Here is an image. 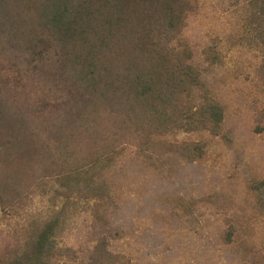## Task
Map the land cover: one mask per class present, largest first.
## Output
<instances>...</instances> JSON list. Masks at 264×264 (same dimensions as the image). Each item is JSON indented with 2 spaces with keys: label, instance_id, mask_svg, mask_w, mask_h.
I'll return each instance as SVG.
<instances>
[{
  "label": "rangeland",
  "instance_id": "1",
  "mask_svg": "<svg viewBox=\"0 0 264 264\" xmlns=\"http://www.w3.org/2000/svg\"><path fill=\"white\" fill-rule=\"evenodd\" d=\"M73 1H55L51 14L39 0L0 9V47L18 35L17 10L48 43L56 74L67 70L48 96L81 114L73 129L43 136L41 160L11 167L20 181L12 174L0 207V257L56 221L52 264H264V36L250 33L248 0H177L171 32L162 25L172 0L137 5L143 21L124 31L120 17L100 16L108 0ZM98 37L117 43L96 51L86 41ZM86 52L97 73L83 105L72 103L81 90L65 88ZM173 64L190 74L183 96L133 86L149 70L168 93ZM218 102L220 123L197 124Z\"/></svg>",
  "mask_w": 264,
  "mask_h": 264
},
{
  "label": "trees",
  "instance_id": "2",
  "mask_svg": "<svg viewBox=\"0 0 264 264\" xmlns=\"http://www.w3.org/2000/svg\"><path fill=\"white\" fill-rule=\"evenodd\" d=\"M55 1L57 0H39L40 13L49 12L51 14L52 10H56L58 7ZM60 1L66 4L74 2L73 0ZM81 1L79 0L80 5ZM111 1L113 0L103 3L102 10L99 9L100 16L102 17L105 14L106 17L103 19H109V21L120 17L123 31L143 21L140 14L144 17L145 11L139 9L141 5L143 7H153L154 2H158V0H152L151 3L146 0H115V3ZM16 3L17 0H0V9L3 7L8 8V6L16 7ZM176 3H178L177 0H172V3L167 6V14L164 16V19L167 20V25H162L167 32L174 30L176 26L170 25L180 19L178 11L173 13L175 6H177ZM109 5L111 15L108 18L107 9ZM27 7L32 10L28 5ZM245 10V20L250 23L252 36L263 37L264 0H248ZM17 13L19 12L16 10L14 16H17L14 19L16 25L13 28L18 35H14L15 33L12 32L9 35L14 36L15 39H8L6 46L0 47V170L4 168L6 173V175L0 176V207L4 205L9 189L15 184V180L12 181V174H14L15 179L17 178L15 186L19 185V172L11 167L21 168L26 160L31 159L36 162L39 156L41 160L43 156L40 152L43 151L45 146L44 142H42L44 135L50 136L49 134H52L53 129L54 131L66 132L70 128L73 129L81 121L80 118H77L81 115L80 112L74 111L75 104L58 103L48 96L47 91L51 89L49 82L51 80H62L63 76L67 74V70H62L61 66L57 65L62 74H56L49 52L46 54L42 51L43 46L48 43L40 39L38 31L29 21H19L18 15L20 14ZM57 13L58 11L55 14ZM145 29L146 26L143 30ZM149 32H151V26H149ZM26 34L31 39L24 37ZM36 36L39 39H36ZM87 40L88 45L94 49L98 48L96 51L101 50V45L104 49L112 43H117V39H100V37ZM14 44L16 45L15 47ZM7 48L13 50H7ZM89 57H93V55L88 52H86V56L78 55L76 62L73 63L75 72L71 70L70 81L65 91H72L74 88L81 91L78 92V96L72 99L74 100L72 103L77 102L85 105L92 99L91 92L93 93L95 87L90 79L97 72L91 70ZM63 66L66 68V65ZM151 66L153 67V65ZM188 68H190L189 65ZM164 71L167 72L164 84L169 90L168 93L163 92L162 88H157V84L160 81L149 78V70L146 71L147 73L135 74V80L132 81L133 86L140 84L150 85L151 87L147 86L148 91L157 93L160 97L163 94H166L167 97L169 95L171 97L183 96V92H186V81L190 79V77L188 79L190 74L179 70L177 64L168 65ZM157 74L164 81L165 78L163 77L165 74ZM66 78L65 76L64 81ZM127 79L128 77L124 79L125 83L130 82ZM193 82L190 84H193ZM27 90L30 91L32 97L26 92ZM22 93L25 94V100L22 99ZM87 94L90 95L87 96ZM33 98L36 103L35 106L32 103ZM51 102H54L55 105L51 104ZM217 104L220 106H217ZM211 106L208 110L205 109L202 114L203 119L197 120V124L204 127L206 122H208L214 127V125L216 126L220 123L223 117L221 104L219 102L211 103ZM195 115L196 112L186 115L190 125L194 124ZM68 127L70 128L67 129ZM56 224V221L46 222L24 247L20 245L21 247L13 251V255H2L0 264H52V258L55 253L53 245L55 233L53 231Z\"/></svg>",
  "mask_w": 264,
  "mask_h": 264
}]
</instances>
